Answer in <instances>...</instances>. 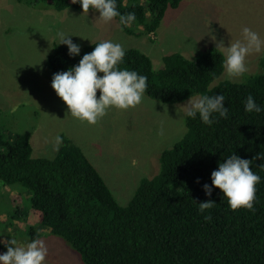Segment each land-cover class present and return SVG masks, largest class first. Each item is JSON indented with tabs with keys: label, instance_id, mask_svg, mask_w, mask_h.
<instances>
[{
	"label": "trees",
	"instance_id": "trees-1",
	"mask_svg": "<svg viewBox=\"0 0 264 264\" xmlns=\"http://www.w3.org/2000/svg\"><path fill=\"white\" fill-rule=\"evenodd\" d=\"M18 1L82 11L72 0ZM182 1L116 0L121 14L136 16L132 24L120 25L130 35L156 34L167 9ZM99 42L85 45L76 57L67 55V46L55 45L48 65L55 73L66 71ZM223 59L222 51L211 46L195 59L180 52L167 54L163 67L155 69L148 54L125 49L118 67L145 75L148 97L176 103L194 95L222 94L228 108V117L214 114L211 126L198 115L186 116L185 134L160 154L158 173L141 179L127 205L118 202L97 167L67 136L56 155L47 158L33 156L29 131L13 140L0 131V183L26 189L29 213L49 234L67 242L83 264H264V111L244 110L249 94L264 107V59L261 73L211 87L223 73ZM233 153L250 160L261 178L251 210H230L218 188L206 196L202 187L211 186V172ZM207 200L215 202L205 213L211 220L198 214L197 204ZM37 236L32 229L30 241ZM6 250L0 244V253Z\"/></svg>",
	"mask_w": 264,
	"mask_h": 264
},
{
	"label": "rangeland",
	"instance_id": "rangeland-1",
	"mask_svg": "<svg viewBox=\"0 0 264 264\" xmlns=\"http://www.w3.org/2000/svg\"><path fill=\"white\" fill-rule=\"evenodd\" d=\"M98 18L95 10L57 11L35 3L0 0V131L12 140L29 131L34 157L53 158L62 144L54 149V138L69 137L97 167L118 202L127 205L141 179L158 173L160 154L185 134L182 106L189 98L164 103L144 94L133 108L110 107L95 124L80 121L51 88L55 72L48 56L59 45L57 33L71 35L80 49L104 40L124 49H140L159 69L170 53L195 59L221 40L227 47L230 41L242 39L243 27L264 40V0H183L177 8L167 9L156 34L140 36L127 34L115 18L109 22ZM263 59L264 47L246 57L245 74L226 79L222 73L211 87L222 80L239 82L261 73ZM99 94L97 90V98ZM30 207L26 189L0 183V238H13L22 245L30 241L34 229L39 234L36 239L48 247L47 264H83L67 242L49 234L29 213Z\"/></svg>",
	"mask_w": 264,
	"mask_h": 264
},
{
	"label": "clouds",
	"instance_id": "clouds-1",
	"mask_svg": "<svg viewBox=\"0 0 264 264\" xmlns=\"http://www.w3.org/2000/svg\"><path fill=\"white\" fill-rule=\"evenodd\" d=\"M78 3L84 13L89 9L99 12L100 20L109 22L119 17L122 26L132 24L134 12L121 14L117 10L116 0H72ZM242 39L229 42L227 47L223 41L217 42L216 48L222 50L223 73L226 79L240 77L248 71L246 57L253 51L259 52L264 47V40L259 34L248 27L241 30ZM71 35L57 33L59 45L67 46V55H80V45L70 39ZM215 39V37H214ZM125 49L119 43L104 40L95 45L90 53L79 59L78 64L66 71L53 74L51 88L67 106L70 115L88 124H95L103 117L110 107L127 110L139 105L147 90V77L135 70L119 68L123 62ZM102 73V75H98ZM97 90L99 97L97 98ZM225 97L222 94L201 95L193 99L191 96L184 108L183 115L188 118L199 116L200 121L211 126L218 117L226 119L228 108L224 106ZM244 110L248 113H260L264 107L256 103L249 94L244 100ZM62 143V138H54V149ZM251 161L242 159L235 153L218 163L216 170L211 172V186L203 184L206 196H211L213 188H218L223 194L230 210L245 208L251 210L255 199V186L260 182V176L252 171ZM199 183V179L196 181ZM198 205V214H205L214 207L215 202L207 200ZM205 220H211V215L205 214ZM0 233V237H2ZM0 244L7 249L0 253V264H47L48 247L42 239H32L25 244H18L16 239L0 238Z\"/></svg>",
	"mask_w": 264,
	"mask_h": 264
}]
</instances>
